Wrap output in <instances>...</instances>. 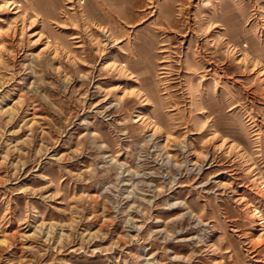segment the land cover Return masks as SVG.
I'll use <instances>...</instances> for the list:
<instances>
[{
	"label": "rangeland",
	"instance_id": "rangeland-1",
	"mask_svg": "<svg viewBox=\"0 0 264 264\" xmlns=\"http://www.w3.org/2000/svg\"><path fill=\"white\" fill-rule=\"evenodd\" d=\"M0 264H264V0H0Z\"/></svg>",
	"mask_w": 264,
	"mask_h": 264
},
{
	"label": "bare ground",
	"instance_id": "bare-ground-1",
	"mask_svg": "<svg viewBox=\"0 0 264 264\" xmlns=\"http://www.w3.org/2000/svg\"><path fill=\"white\" fill-rule=\"evenodd\" d=\"M232 189H233V187H232ZM234 192H236V191H234ZM237 194V193H236ZM239 195V194H238ZM240 200H238L239 202H241L242 201V199L241 198H239ZM237 200V199H236ZM246 200V199H245ZM237 201V202H238ZM242 203V202H241ZM262 224V223H261Z\"/></svg>",
	"mask_w": 264,
	"mask_h": 264
}]
</instances>
